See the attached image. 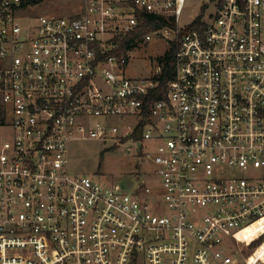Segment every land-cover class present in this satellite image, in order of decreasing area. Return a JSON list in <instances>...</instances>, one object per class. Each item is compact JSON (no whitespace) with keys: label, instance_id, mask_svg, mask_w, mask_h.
<instances>
[{"label":"built area","instance_id":"obj_1","mask_svg":"<svg viewBox=\"0 0 264 264\" xmlns=\"http://www.w3.org/2000/svg\"><path fill=\"white\" fill-rule=\"evenodd\" d=\"M185 4L29 15L30 0H0V264L260 262L236 237L264 219V0H210L180 25ZM137 11L167 23L134 36ZM154 38L174 46L172 75L164 59L123 75ZM84 139L130 141L148 173L138 191L71 173L69 144Z\"/></svg>","mask_w":264,"mask_h":264},{"label":"rangeland","instance_id":"obj_2","mask_svg":"<svg viewBox=\"0 0 264 264\" xmlns=\"http://www.w3.org/2000/svg\"><path fill=\"white\" fill-rule=\"evenodd\" d=\"M70 0H43L41 3L25 9L29 15H37L40 11L49 10L52 7L62 8ZM72 1V0H71ZM210 0H186V4L179 17V24L185 25L199 16L204 5ZM211 8V4L209 6ZM206 11V8H204ZM51 10V9H50ZM55 12H60L56 10ZM168 51L167 46L161 40L154 38L136 46L132 57L122 69V74L129 77L148 76L152 73L154 65L159 58ZM10 125L0 128V135L9 137ZM126 146H131L130 141L111 146V141L98 139L75 140L69 144L68 162L70 172L73 174L91 175L100 182H114L120 184L129 193H134L140 188L137 175L148 177L147 167L143 164L137 166L135 151L126 152ZM148 200L153 199L147 196ZM264 235V219L244 229L236 237V245L242 254H248L245 258L250 261L260 260L258 264H264V238L255 243ZM252 264V263H251Z\"/></svg>","mask_w":264,"mask_h":264},{"label":"trees","instance_id":"obj_3","mask_svg":"<svg viewBox=\"0 0 264 264\" xmlns=\"http://www.w3.org/2000/svg\"><path fill=\"white\" fill-rule=\"evenodd\" d=\"M43 0H30L31 4H39L41 3ZM138 17L140 19V28L139 31L134 35V36H141L143 32L151 29V28H157L160 27L164 24L167 23V21L165 19H163L160 16L154 15V14H149V13H144L142 11H137ZM134 38V37H132ZM173 53H174V46L172 45L168 51L165 53V55L163 56V58H159L164 59V67H163V73H162V77L165 78L166 76H171L172 75V71H173ZM6 117V112L0 107V122H3L4 119ZM136 137H138V135H135ZM264 238V235L260 236L256 241H254L252 243H258L261 242Z\"/></svg>","mask_w":264,"mask_h":264},{"label":"water","instance_id":"obj_4","mask_svg":"<svg viewBox=\"0 0 264 264\" xmlns=\"http://www.w3.org/2000/svg\"><path fill=\"white\" fill-rule=\"evenodd\" d=\"M138 145H139V143H138Z\"/></svg>","mask_w":264,"mask_h":264}]
</instances>
